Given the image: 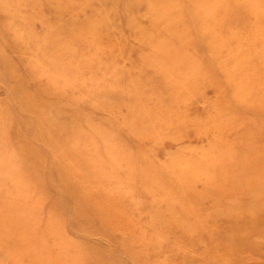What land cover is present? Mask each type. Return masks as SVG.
Listing matches in <instances>:
<instances>
[{
  "label": "rangeland",
  "instance_id": "rangeland-1",
  "mask_svg": "<svg viewBox=\"0 0 264 264\" xmlns=\"http://www.w3.org/2000/svg\"><path fill=\"white\" fill-rule=\"evenodd\" d=\"M227 261L264 264V0H0V264Z\"/></svg>",
  "mask_w": 264,
  "mask_h": 264
},
{
  "label": "bare ground",
  "instance_id": "bare-ground-1",
  "mask_svg": "<svg viewBox=\"0 0 264 264\" xmlns=\"http://www.w3.org/2000/svg\"><path fill=\"white\" fill-rule=\"evenodd\" d=\"M72 18H74V17H72ZM31 110H32V109H31ZM94 217H97V215H94ZM226 258H227V257H226ZM226 258H225V259H226ZM228 259H230V258H227V260H228ZM232 260H233V259L231 258V262H232ZM254 261H255V262H258V261H256V260H254ZM227 264H230V262L227 261Z\"/></svg>",
  "mask_w": 264,
  "mask_h": 264
}]
</instances>
